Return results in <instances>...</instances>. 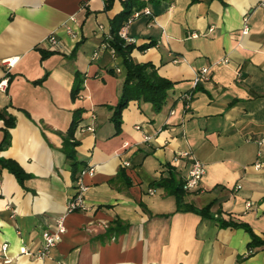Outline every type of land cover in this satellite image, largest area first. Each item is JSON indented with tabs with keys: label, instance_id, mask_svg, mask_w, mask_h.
Listing matches in <instances>:
<instances>
[{
	"label": "crops",
	"instance_id": "0c3cea01",
	"mask_svg": "<svg viewBox=\"0 0 264 264\" xmlns=\"http://www.w3.org/2000/svg\"><path fill=\"white\" fill-rule=\"evenodd\" d=\"M140 1L139 10L115 0L106 11L104 0H0V144L5 130L9 143L0 158L28 176L20 185L0 170V264H264V245L251 246L246 230L264 241V0ZM144 8L151 14L128 28L130 57L173 87L159 112L129 102L118 133L123 58L108 50L91 57L112 47L115 16ZM72 16L70 35L62 26ZM51 33L59 50L45 43ZM13 58L8 71L3 63ZM75 117L77 166L64 150ZM183 152L205 175L198 190L184 189L180 209L156 183L170 174L185 182ZM89 167L87 209L68 212ZM211 204L209 217L190 209ZM62 217L66 232L45 257L19 254L23 245L40 249Z\"/></svg>",
	"mask_w": 264,
	"mask_h": 264
},
{
	"label": "trees",
	"instance_id": "16d2710c",
	"mask_svg": "<svg viewBox=\"0 0 264 264\" xmlns=\"http://www.w3.org/2000/svg\"><path fill=\"white\" fill-rule=\"evenodd\" d=\"M114 1L115 0H104L106 11L111 9ZM126 1V3H129L130 7H136L137 10L142 9L144 7V3H142L140 0ZM130 14L131 12L125 11L115 16L111 22V31L113 33V36L112 40L110 41V45L115 49L116 53L123 58L124 67L126 69V76L122 86L119 103L112 117L116 132L118 133L121 129V112L128 105L129 102L139 101L141 103L149 104L152 110H154L155 112H159L162 109L165 100L167 99L169 90L173 87V84L169 80L164 79L157 74V71L154 69L153 66H151L150 64H138L131 59L130 54L133 50L132 45L124 42L122 39L119 38L117 34L118 30L124 24L125 20L129 17ZM78 77L79 76H77L76 87L73 94L74 99L77 93L81 90L80 87L83 83L82 80H78ZM1 118L4 119L3 114L0 113V119ZM79 122L80 119L78 117H75L69 127L68 135L64 142L65 153L67 155V158H69L73 162V166H77L75 160V147L78 145V143L72 141V136L73 131L75 130ZM6 124L8 128H11L13 126L11 118H8ZM8 144V134L5 130L3 143L0 144V150H3L4 147H6ZM3 169H6L10 173H12L20 185H23V182L28 177L23 171V169L13 160L0 158V170ZM156 185L158 187L164 188L168 194L174 195L177 198L179 208H183L181 203V197L183 196L185 189L184 181H177L174 175L170 174L167 178H161L156 183ZM211 206L212 204L200 211L192 208L190 209L194 212L201 214L204 217H209L210 214L208 213V210ZM232 226L239 227V225L236 224H232ZM246 230L251 235V246L255 247L258 245H264V241L260 240L254 234H252L249 228H246ZM250 250L251 251L249 252V254L253 251L252 247L250 248Z\"/></svg>",
	"mask_w": 264,
	"mask_h": 264
},
{
	"label": "built area",
	"instance_id": "2783aa9c",
	"mask_svg": "<svg viewBox=\"0 0 264 264\" xmlns=\"http://www.w3.org/2000/svg\"><path fill=\"white\" fill-rule=\"evenodd\" d=\"M142 14L150 15V10L147 8H144L142 11H134L124 22V24L120 27L118 30V36L120 39H122L124 42L127 44L131 43V39L128 37L127 32L129 26L132 24V22L141 16ZM75 17L72 16L70 17L64 24L63 28L66 31V33L73 35V31L70 28V22H74ZM248 31L247 25H246V20L243 26V34H246ZM45 43L49 46L50 49L52 50H59L60 43L57 41V39L54 36V33H51L45 40ZM108 50V52L111 55L115 54V49L113 47H108L107 44H104L100 47L99 50L94 52L91 57V61H97L100 58V54L102 51ZM17 58H13L10 60H6L3 64L7 68L8 71H10L11 68L14 67V65L17 63ZM119 71V69H118ZM208 69L204 68L201 70V73L197 75L194 79V84L196 85L202 77H204L207 73ZM3 82L0 83V89L2 88ZM181 99L184 103V108L187 110L189 108V105L192 100V93H186L181 96ZM173 114V112H171ZM87 130H92L91 127H87ZM181 157L188 158L191 161V166L190 170L188 172V177L185 180V185L184 188L187 191H192V190H198L199 185L201 182V179L205 175V165L198 161L192 154L191 152H183L180 154ZM260 164H256L255 168H259ZM95 169L93 167L85 168L79 177L77 178L76 181V192L74 196L69 200L67 204V211L68 212H73L75 210H86V203L84 200V193L87 190V187L84 185L83 182V177L84 176H89L92 177L94 175ZM239 188V186H238ZM247 207L250 206L249 203L246 204ZM64 218H59L55 222V230L53 231H44L42 233V245L41 248L38 249L36 252H30L26 246H21L19 248V254L20 255H26L28 257H35V258H43L47 255V252L50 248H52L56 243L61 241V238L63 234L66 232V228L64 225ZM7 245H4L2 247V250L5 252L7 250ZM11 262V259L7 258L5 259L4 263L9 264Z\"/></svg>",
	"mask_w": 264,
	"mask_h": 264
}]
</instances>
